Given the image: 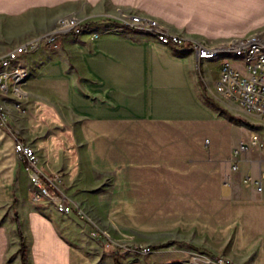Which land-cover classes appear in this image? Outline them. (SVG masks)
Masks as SVG:
<instances>
[{"label":"crops","instance_id":"crops-1","mask_svg":"<svg viewBox=\"0 0 264 264\" xmlns=\"http://www.w3.org/2000/svg\"><path fill=\"white\" fill-rule=\"evenodd\" d=\"M116 8L208 45L252 33L264 42V0H0V14L28 22L1 43V53L49 32L60 15L96 26ZM23 59V111L7 100L9 128L0 127V264H21L15 213L25 264H188L191 250L221 254L229 264H264V149L234 154L252 133L264 143V115L252 123L213 86L224 60L244 73L240 59L196 65L191 52L135 31L64 34L56 48ZM16 140L35 148L73 213L31 200Z\"/></svg>","mask_w":264,"mask_h":264},{"label":"built area","instance_id":"built-area-1","mask_svg":"<svg viewBox=\"0 0 264 264\" xmlns=\"http://www.w3.org/2000/svg\"><path fill=\"white\" fill-rule=\"evenodd\" d=\"M121 31L142 32L163 45L185 49L194 55L196 65L202 60H213L227 55L240 59L243 62L244 73L224 60L221 64L219 78L213 85L214 90L237 102L248 113L264 115V42L258 34L252 33L229 38L214 45H208L168 31L153 17L137 13H122L118 20L109 19L106 23H97L96 26L92 23H84L75 17L61 18L52 31L26 39L0 55V127L9 128L7 100H11L16 108L23 110L22 103L27 97L26 81L28 78V68L23 57L27 53L37 48H56L64 34L88 35L91 38H97L102 34ZM249 145H257L264 149L260 136L252 133L249 143H240L234 150V154L246 150ZM13 148L28 172V178L33 187L32 201L37 204L51 205L63 214L73 211L74 205L71 200L55 186L52 179L40 167L34 148L20 140L14 142ZM247 179L249 177L246 176ZM255 182L257 189L260 190V180ZM77 212L81 211L77 209ZM137 246L135 247L138 251L151 252L150 247ZM187 263L229 264V259L222 255L193 250L189 253Z\"/></svg>","mask_w":264,"mask_h":264},{"label":"rangeland","instance_id":"rangeland-1","mask_svg":"<svg viewBox=\"0 0 264 264\" xmlns=\"http://www.w3.org/2000/svg\"><path fill=\"white\" fill-rule=\"evenodd\" d=\"M122 13L123 14H134V13H137V12H132V11H128V10H125V9H120V8H116V10H115V13H112V14H109V15H106V16H102V17H100V18H98V20L97 21H99L100 20V22L99 23H102V20H109V19H112V20H118V18L119 17H121L122 16ZM137 14H140V13H137ZM140 15H145V14H140ZM145 16H149V15H145ZM64 17H75L76 19H79L80 21H82V22H84V23H91L92 22V20H89V21H86V20H84V19H82L81 17H79L78 15H76L75 13H69V14H64V15H60V16H58L56 19H55V21H54V24H53V27H52V29L50 30V31H52L55 27H56V25H57V22L59 21V19H61V18H64ZM149 17H152V16H149ZM153 18H155V17H153ZM156 19V18H155ZM94 20V19H93ZM158 20V19H157ZM28 22L26 21V22H23V21H16V19L15 20H8L4 15H2V14H0V55H2V54H4V53H1V43L4 41V40H7V39H9V38H11L14 34H12V33H18L19 31H21V30H24V27H26V25H24V24H27ZM49 31V32H50ZM46 33H48V32H46ZM46 33H43V34H46ZM43 34H40V35H43ZM16 35H18V34H16ZM14 36V37H12V39H15V38H17L18 36ZM40 35H36V36H40ZM81 36H83V35H81ZM86 36H88V35H86ZM32 37H35V36H31V37H28V38H26V39H29V38H32ZM77 37H80V36H77ZM89 38H91L90 36H88ZM11 39V40H12ZM26 39H24V40H26ZM91 39H93V38H91ZM24 40H21V41H17L16 43H15V45H17L18 43H20V42H22V41H24ZM14 45V46H15ZM13 46V47H14ZM9 49H11V48H9ZM8 49V50H9ZM201 70H202V67H201ZM27 91V90H26ZM203 96H205L204 98L213 106V107H215L216 109H221V111H224V108L222 109L221 108V105L219 104V102L220 101H218L216 98H214V97H212V96H210L208 93H207V91H206V89H204L203 90ZM28 95V94H27ZM25 99H23V103H22V107H24V104H25ZM20 110V109H19ZM21 111H23V110H21ZM251 115H253V114H251ZM254 116H258V115H253V116H250V118H251V122L252 123H255V122H257L256 121V119L254 118ZM261 124L262 125H264V116H262V122H261ZM60 127H62V128H60ZM64 127L65 126H57V132L58 133H60V132H64L65 131V129H64ZM2 141H3V139H2ZM57 144H58V146H60V147H62V148H64L65 147V145H66V147H67V150L69 151L70 149H68V144L66 143V140H58L57 141ZM30 145V144H29ZM32 146V145H31ZM33 147V146H32ZM34 148V147H33ZM34 150H35V148H34ZM72 151H74V149L72 150ZM35 152H36V154H37V151L35 150ZM16 156V158H17V160L18 161H20V163L23 165V163H22V161L19 159V157L17 156V155H15ZM37 156H38V154H37ZM72 157H74V153L72 154ZM38 159L40 160V157L38 156ZM24 167V166H23ZM27 174H28V172H27ZM54 176H56V177H60V172H54V173H52ZM49 176V175H48ZM30 182V181H29ZM55 184V183H54ZM55 186L60 190V191H62V192H64L67 196H68V198L70 199V196L65 192V191H63V189H61L60 187H58L56 184H55ZM32 185L30 184V197H32ZM32 200V199H31ZM35 203V202H34ZM47 206L46 207H49L50 209H52L54 212H56V213H59L58 211H56L51 205H48V204H46ZM76 206H78V205H76ZM74 207V206H73ZM80 211H81V209L80 208H78ZM75 209H73V211H74ZM73 211H71L70 212V214L71 213H73ZM10 215H12V211H9L8 212ZM60 214H62V215H65V214H63V213H60ZM69 214V213H68ZM19 244H20V242H19ZM24 245H25V242H24ZM137 245H139V244H136V245H133L132 246V248L133 249H135L136 250V247H138ZM136 246V247H135ZM139 246H141V247H150V246H144V245H139ZM25 248H26V245H25ZM151 248V247H150ZM151 251H152V248H151ZM191 251H193V250H191ZM190 251V252H191ZM197 251H200V250H197ZM202 251V250H201ZM189 252V253H190ZM20 255V254H19ZM218 255H221V254H218ZM223 256V255H222Z\"/></svg>","mask_w":264,"mask_h":264},{"label":"trees","instance_id":"trees-1","mask_svg":"<svg viewBox=\"0 0 264 264\" xmlns=\"http://www.w3.org/2000/svg\"><path fill=\"white\" fill-rule=\"evenodd\" d=\"M15 221H16L17 233H18L19 242H20L18 251L20 254L21 264H25V262H26V248L24 245V238H23V235H22V232L20 229V223H19L17 213H15Z\"/></svg>","mask_w":264,"mask_h":264}]
</instances>
